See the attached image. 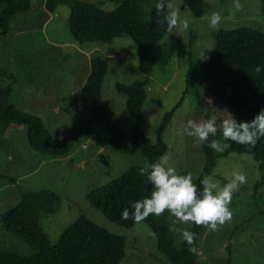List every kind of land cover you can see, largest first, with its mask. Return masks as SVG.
Segmentation results:
<instances>
[{
  "label": "rangeland",
  "instance_id": "374dc122",
  "mask_svg": "<svg viewBox=\"0 0 264 264\" xmlns=\"http://www.w3.org/2000/svg\"><path fill=\"white\" fill-rule=\"evenodd\" d=\"M83 1L96 3L104 10L116 5L113 0ZM158 2L167 10L170 5L177 11L178 27L173 33L167 32L156 46L157 60L148 75L142 106V133L155 143L164 113L182 98L162 134L167 146L163 155L179 174L191 172L194 181L204 158L201 145L184 133V123L189 118L200 121L215 116L218 128L227 112L231 113L197 85L204 62L199 55L204 51L207 56L213 50V33L217 30L249 27L264 32V0H239L240 9L233 7V0H204L200 16L193 15L182 0H137L134 7L138 21L147 23L150 9ZM43 4L44 0H31L29 13L15 16L8 32L0 36V88L11 85L8 102L39 116L49 133L60 138L78 119L89 118L80 90L90 62L81 50L92 45L73 40L68 28V5L60 3L46 14ZM212 12L221 15L216 29L208 26ZM184 20L189 24L187 30L180 25ZM93 46L98 50L91 55H99L108 63L101 85L107 106L68 154L43 155L30 147L26 125L0 119V214L24 196L39 210L41 227L52 243L80 216L119 251L118 264H171L143 220H132L130 227H122L86 199L88 191L120 178L131 217L130 202L143 198L132 189L138 169L152 162L150 153L140 149L122 151L110 142V124L120 128L124 143L132 139L126 96L116 90L115 83L129 84L143 77L137 67L135 44L129 37H117L111 43L97 42ZM189 72L191 77L187 76ZM186 85L190 90L184 93ZM197 96L202 97V109L197 107ZM234 172H242L246 182L232 193L228 205L231 220L218 225L215 232L204 227L196 245V264H264V171L252 155L231 152L217 157L209 177L223 185ZM157 217L172 230L176 244L184 242L177 229L190 232L191 222L174 224L167 210ZM0 249L22 254L34 251L20 237L3 230L1 222Z\"/></svg>",
  "mask_w": 264,
  "mask_h": 264
},
{
  "label": "trees",
  "instance_id": "16d2710c",
  "mask_svg": "<svg viewBox=\"0 0 264 264\" xmlns=\"http://www.w3.org/2000/svg\"><path fill=\"white\" fill-rule=\"evenodd\" d=\"M113 1L115 7L104 10L96 3L83 0H44L42 10L47 14L60 3L68 5V28L78 44L89 42L93 46L97 42L111 43L117 37H129L133 41L137 49V67L143 77L129 84L115 83L116 90L126 96L132 139L128 144L124 143L120 128L110 124V142L122 151L140 149L150 153L151 161H155L167 149L162 134L171 115L182 101L180 98L171 110L164 113L163 121L156 130L155 143L149 142L142 133V106L148 75L157 60L156 46L167 33L166 25L160 22L164 13L158 15L154 6L150 9L148 22L141 23L134 7L137 0ZM182 1L193 15L202 14L204 0ZM163 5L164 11H168L166 5ZM30 8L31 0H0V36L8 32L10 22L15 16L28 14ZM213 34L214 48L199 68L197 85L229 109L235 119L248 121L264 107V71L259 74L253 71L256 65L264 66V32L249 27H237L220 29ZM107 71V61L99 55H91L89 73L80 90L81 102L89 110V118L78 119L60 138L49 133L39 116L22 111L8 102L11 85L0 88V119L26 125L27 140L34 150L46 156H64L71 151L74 142L86 132L92 121L102 116L107 101L101 96V85ZM187 76L191 77V72ZM189 90L190 86L186 85L184 93ZM197 99V107L202 109V97L197 96ZM213 139L223 142L219 127L216 135L209 137V141ZM224 142L229 147L218 153L208 147V141L200 144L204 158L203 167L193 181L198 191L200 179L212 173L217 157L231 152L252 155L258 162L259 169L264 171V137H260L251 148L232 141ZM132 189L143 198L152 190L151 185L140 175L136 177ZM86 199L115 224L122 227L132 225L131 217L121 219V211L127 207L122 179H112L88 191ZM143 221L153 231L158 249L171 264L197 263L196 245L205 225L192 223L190 232L193 240L189 245L185 242L176 244L172 230L157 216L150 214ZM0 222L3 230L17 235L34 250L30 254H22L0 249V264H118L121 259L119 251L90 229L80 216L65 227L56 242H50L41 227L39 210L24 196L15 206L0 214Z\"/></svg>",
  "mask_w": 264,
  "mask_h": 264
},
{
  "label": "clouds",
  "instance_id": "9594fccd",
  "mask_svg": "<svg viewBox=\"0 0 264 264\" xmlns=\"http://www.w3.org/2000/svg\"><path fill=\"white\" fill-rule=\"evenodd\" d=\"M233 7L240 9L239 0H233ZM164 8L162 3L155 4L156 13L158 15L164 13L160 22L166 25L168 33H173L178 27L177 11L170 5L168 11L165 12ZM220 22V13L212 12L208 18L209 28L216 29ZM180 25L184 30L189 27L187 20L180 22ZM199 58L207 59L204 51ZM253 71L259 74L264 71V66L256 65ZM219 129L223 141L247 145L249 148L254 147L257 140L264 137V107L248 121H238L227 112L226 118L220 121ZM183 131L187 136L193 137L196 143L202 144L208 141V147L216 152H223L229 147L228 143L215 139L209 141V137L217 133L215 116L200 121L189 118L184 123ZM138 172L151 185L152 190L146 197L130 202L133 222L138 223L150 214L159 216L167 210L174 217V224L191 222L196 225H205L213 232L217 230L218 225L231 220L232 212L228 205L231 202L232 193L239 185L246 182V176L242 172H234L223 185L205 176L199 181L198 191L193 183L192 173L179 174L175 167L169 165L166 155H161L155 161L146 163L138 169ZM129 218V210L124 208L121 211V219ZM177 231L180 232L185 243L192 244L193 234L191 232L181 229Z\"/></svg>",
  "mask_w": 264,
  "mask_h": 264
},
{
  "label": "crops",
  "instance_id": "0c3cea01",
  "mask_svg": "<svg viewBox=\"0 0 264 264\" xmlns=\"http://www.w3.org/2000/svg\"><path fill=\"white\" fill-rule=\"evenodd\" d=\"M95 50H98V49H96V46H89L87 48H83V50H81V52L87 56V60H89V62H90V56ZM88 73L86 74V77H87ZM86 77H85V79H86ZM85 79H84V81H85ZM84 81H83V83H84ZM83 83H82V85H83Z\"/></svg>",
  "mask_w": 264,
  "mask_h": 264
}]
</instances>
